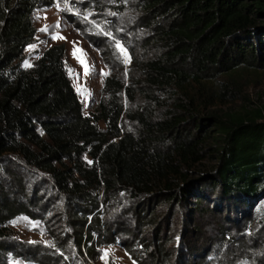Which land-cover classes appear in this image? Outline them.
<instances>
[{
  "label": "trees",
  "instance_id": "obj_1",
  "mask_svg": "<svg viewBox=\"0 0 264 264\" xmlns=\"http://www.w3.org/2000/svg\"><path fill=\"white\" fill-rule=\"evenodd\" d=\"M56 1L0 0V156L21 154L77 199L74 239L83 259L99 257L93 232L103 233L95 216L100 207L95 192L101 189L108 201L120 192H129L133 203L158 196L164 202L184 200L192 192L194 168L209 157L216 166L201 185L218 189L224 199L245 205L264 190V106L202 114L213 105L210 79L244 66L264 68V0H135L130 5L148 32L146 53L130 48L134 73L125 80L115 72L113 52L102 51L112 73L91 115L84 114L67 74L64 45L25 65V50L37 34L34 13ZM119 4L121 13L130 6L125 0ZM139 96L146 101L142 107L136 106ZM164 101L165 114L156 117L152 105ZM124 116L135 130L123 125ZM147 210L136 215L138 223L149 222ZM113 243L112 235L100 241ZM164 244L151 252L153 264L170 261Z\"/></svg>",
  "mask_w": 264,
  "mask_h": 264
},
{
  "label": "rangeland",
  "instance_id": "obj_2",
  "mask_svg": "<svg viewBox=\"0 0 264 264\" xmlns=\"http://www.w3.org/2000/svg\"><path fill=\"white\" fill-rule=\"evenodd\" d=\"M134 1L125 0L127 6ZM120 5L119 0H57L53 7L34 13L37 34L25 50V65L32 66L46 49L64 45L67 74L85 115L98 107L105 78L112 73L102 51L113 52L114 64L119 63L115 72L125 80L134 73L130 48L139 55L146 53L142 43L148 32L140 23L137 8L130 5L121 13ZM45 27L47 30L41 31ZM117 43L126 49V56ZM260 51L264 52V46ZM206 85L213 105L202 110L203 115L247 113L264 106V68L260 65L221 74ZM142 97H138L136 106L146 104ZM166 105L165 101L162 105L153 103L156 117L165 114L162 106ZM124 120L126 128L135 130L137 125L129 124L126 116ZM85 159L92 163L89 156ZM215 166L207 157L194 168L190 176L192 192L184 200L164 202L158 196L133 203L129 192H120L108 201L103 189L95 192L100 204L95 216L100 215L104 227L102 236L94 234L100 249L94 261L83 259L75 243L77 199L63 192L50 173L29 164L21 154L1 155L0 264H137L124 244L144 264H153L150 254L163 241L161 248L170 259L166 264H264V190L245 205L224 199L218 189L214 192L207 183L201 185L208 179L201 178ZM144 208H148L144 214H148L147 224L136 221ZM110 235L116 243L100 244L103 236ZM83 250L87 251L85 247Z\"/></svg>",
  "mask_w": 264,
  "mask_h": 264
},
{
  "label": "snow or ice",
  "instance_id": "obj_3",
  "mask_svg": "<svg viewBox=\"0 0 264 264\" xmlns=\"http://www.w3.org/2000/svg\"><path fill=\"white\" fill-rule=\"evenodd\" d=\"M87 19V17H85ZM47 30V27H45L44 29H41V31H46ZM57 38L56 36L53 37V39ZM61 39H63V37H60ZM117 47L121 50V52L126 56V49L123 48L122 45H120L119 43H117ZM74 55L76 54L75 50H74ZM81 63H85V61L83 59H81ZM27 66V65H26ZM88 69H87V66L85 65V72L87 73ZM26 219V218H25ZM105 257H107L108 253L105 252Z\"/></svg>",
  "mask_w": 264,
  "mask_h": 264
},
{
  "label": "built area",
  "instance_id": "obj_4",
  "mask_svg": "<svg viewBox=\"0 0 264 264\" xmlns=\"http://www.w3.org/2000/svg\"><path fill=\"white\" fill-rule=\"evenodd\" d=\"M93 234H95V232H93ZM89 244H91V243H89Z\"/></svg>",
  "mask_w": 264,
  "mask_h": 264
}]
</instances>
